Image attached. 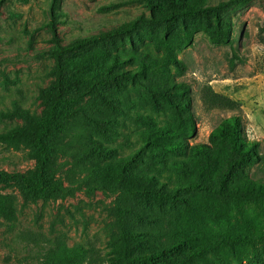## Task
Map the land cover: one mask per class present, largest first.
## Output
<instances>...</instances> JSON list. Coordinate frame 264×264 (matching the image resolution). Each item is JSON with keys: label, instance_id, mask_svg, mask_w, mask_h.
I'll use <instances>...</instances> for the list:
<instances>
[{"label": "trees", "instance_id": "16d2710c", "mask_svg": "<svg viewBox=\"0 0 264 264\" xmlns=\"http://www.w3.org/2000/svg\"><path fill=\"white\" fill-rule=\"evenodd\" d=\"M253 1L115 2L100 7L99 11L110 13L141 4L149 14L143 13L110 31L78 37L68 43H63L58 36L55 20L49 23L54 46L44 55L55 62V68L50 72L52 83L41 94L45 106L43 116L36 120L25 111L10 113V117L21 118L25 124L0 134V144L26 143L33 148L29 156L37 161L35 179L20 173L0 172V182L15 181L24 194L33 198L59 191L60 185L49 183V165L54 152L52 140L61 132L60 126L75 117L77 105L87 97L97 96L100 90L121 91L127 85H141L152 111L168 113L167 119L160 124L152 116L138 114L136 121L145 127L141 147L127 158L95 165L87 171L94 181V190L118 191L126 198L141 200L150 206L154 203L160 209L184 208L186 225L178 228L173 224L171 232L157 235L132 230L126 218L134 215L133 212L118 208L120 233L110 241L109 257L84 245L72 248L51 245L40 255L42 264H232L228 256L238 264H264V148L260 141L249 139L241 114L223 119L209 134L208 143H192L198 135L193 90L177 79L187 71L177 52L192 46L199 32L205 33L214 46H229L233 51L232 64L240 60L231 13L246 9ZM61 2L53 0L55 10H59ZM144 27L157 28L162 33V42L156 47L162 52L160 58H152L148 53L129 59L115 55L103 73L93 69L107 61L106 50L69 59L71 54L100 42L131 37ZM136 62L135 69L122 67ZM80 67L89 72L67 77L69 71ZM202 99L210 108L242 112L239 102L216 93L210 86L203 90ZM104 102L114 108L111 99L105 97ZM93 126L99 136L109 138L115 122L111 118L97 119ZM148 150L174 177L172 187L155 174L136 171ZM116 154L115 148L92 140L82 151L81 161L109 160ZM254 170L260 175L253 176ZM15 203L14 196L0 195V218L13 220ZM135 216L141 224L153 226L158 222L146 212ZM163 239V246L148 249L153 242Z\"/></svg>", "mask_w": 264, "mask_h": 264}, {"label": "rangeland", "instance_id": "374dc122", "mask_svg": "<svg viewBox=\"0 0 264 264\" xmlns=\"http://www.w3.org/2000/svg\"><path fill=\"white\" fill-rule=\"evenodd\" d=\"M61 1L59 10H55L53 0H0V134L25 124L21 118L10 117V113L25 111L36 120L43 116L45 106L41 94L52 83L50 72L55 68V62L44 55L54 46L49 23L55 20L58 36L63 43H68L78 37L110 31L143 13L149 14L141 4L110 13L99 11L105 5L127 0ZM231 17L239 61L232 64L231 48L212 45L203 32L195 34L192 46L177 52L178 59L187 66L184 76L177 79L189 84L194 96L198 135L191 141L208 143L209 134L223 119L241 114L249 139L260 141L264 148V0H254L246 9L232 12ZM160 42L159 29L144 27L131 37L100 42L71 54L69 59L106 50L107 61L93 69L103 73L115 55L129 59L148 53L152 58H160L162 52L156 48ZM137 66L138 62L122 67L135 69ZM171 70L175 74L174 68ZM88 72L87 68L80 67L69 71L67 77L75 78ZM207 86L239 102L242 112L206 106L202 96ZM105 97L112 100L114 108L104 102ZM75 109V117L60 126L61 132L52 140L54 152L49 165V183L60 185L59 191L33 198L24 194L15 181L0 182V195L16 199L13 220L0 218V264H42L40 255L51 245L54 248L84 245L109 257L110 241L120 233L118 208L133 212L134 215L126 218L132 230L157 235L171 232L173 224L178 228L186 225L184 208L160 209L154 203L150 206L141 200L126 198L118 191L94 190V181L87 171L95 165L127 158L141 147L145 127L136 121L138 114L152 116L162 124L168 113L152 111L141 85H127L121 91L100 90L97 96L85 98ZM104 118L115 122L109 138H102L93 128L95 120ZM92 140L115 148L116 156L109 160L81 161L82 151ZM32 152L33 148L26 143L0 144V172L20 173L35 179L37 161L29 156ZM136 171L159 176L169 188L174 184V177L150 150L145 152ZM252 175H260V172L254 170ZM145 212L157 219L156 225L138 221L135 215ZM164 241L157 240L148 249L161 247ZM228 260L238 264L231 256Z\"/></svg>", "mask_w": 264, "mask_h": 264}]
</instances>
